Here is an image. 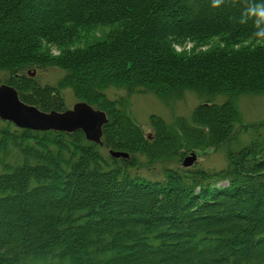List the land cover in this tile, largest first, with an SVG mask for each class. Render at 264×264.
Segmentation results:
<instances>
[{
    "label": "trees",
    "instance_id": "16d2710c",
    "mask_svg": "<svg viewBox=\"0 0 264 264\" xmlns=\"http://www.w3.org/2000/svg\"><path fill=\"white\" fill-rule=\"evenodd\" d=\"M259 2L0 0V85L44 111L68 109L69 89L108 116L101 144L0 118V264H264V117L240 106L264 96ZM189 93V115L151 114L149 132L132 112L134 95ZM210 150L222 166H183Z\"/></svg>",
    "mask_w": 264,
    "mask_h": 264
},
{
    "label": "rangeland",
    "instance_id": "374dc122",
    "mask_svg": "<svg viewBox=\"0 0 264 264\" xmlns=\"http://www.w3.org/2000/svg\"><path fill=\"white\" fill-rule=\"evenodd\" d=\"M111 29L109 26H101L93 32L88 34H80L81 37L78 39L80 41L75 42L74 47H82L87 45L88 43L94 42L98 39L103 38L107 32ZM253 44L252 40H249L245 43V45ZM193 43H187L186 45L176 46L178 51L187 50L191 51L193 49ZM223 45L219 37L211 38L207 44L201 45L196 48V52L206 51L210 48L217 47ZM253 45H257L254 41ZM241 45H237L236 47H240ZM54 54L59 53V50L56 48H52ZM38 69L34 70L35 73ZM33 71V72H34ZM1 75V73H0ZM55 69H48L41 72L40 77L44 81L53 82L57 76ZM65 98L68 108H71L77 99L73 95L71 90L65 91ZM198 99L194 94H187L184 99L174 102L170 105L163 103L160 99L152 94H137L132 97V112L135 115L137 121L146 128L147 132H149V118L151 114H158L163 116L165 119L170 120L177 115H189L191 110L197 105ZM241 110L245 116V120L249 122L260 120L264 117V96H252V97H244L240 102ZM197 153V161L205 166L217 165L218 167L224 164V155L220 151H208L206 154L201 155L198 151ZM189 155V154H188ZM196 161V162H197ZM172 164L170 162L159 163L156 165V169L153 173L160 171L163 165ZM142 172L151 175V171L143 170Z\"/></svg>",
    "mask_w": 264,
    "mask_h": 264
},
{
    "label": "water",
    "instance_id": "95a60500",
    "mask_svg": "<svg viewBox=\"0 0 264 264\" xmlns=\"http://www.w3.org/2000/svg\"><path fill=\"white\" fill-rule=\"evenodd\" d=\"M35 71L32 75H35ZM0 118L13 122L19 128L32 130H56L74 132L82 130L86 138L95 143H102L103 128L108 122L107 113L86 101H77L71 108L63 111L41 110L36 105L23 101L18 90L8 84L0 85ZM113 157H129L124 151L110 150ZM197 161V153L192 151L182 164L192 166Z\"/></svg>",
    "mask_w": 264,
    "mask_h": 264
},
{
    "label": "clouds",
    "instance_id": "9594fccd",
    "mask_svg": "<svg viewBox=\"0 0 264 264\" xmlns=\"http://www.w3.org/2000/svg\"><path fill=\"white\" fill-rule=\"evenodd\" d=\"M221 0H214L215 4H219ZM250 13L257 17H264V0H260L255 6L250 9ZM255 42L257 45H264V31L255 32Z\"/></svg>",
    "mask_w": 264,
    "mask_h": 264
}]
</instances>
